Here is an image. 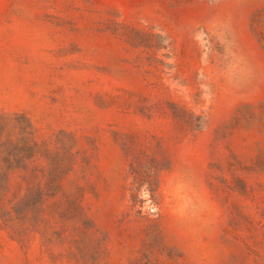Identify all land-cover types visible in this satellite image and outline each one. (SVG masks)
Here are the masks:
<instances>
[{
	"label": "rangeland",
	"instance_id": "obj_1",
	"mask_svg": "<svg viewBox=\"0 0 264 264\" xmlns=\"http://www.w3.org/2000/svg\"><path fill=\"white\" fill-rule=\"evenodd\" d=\"M0 264H264V0H0Z\"/></svg>",
	"mask_w": 264,
	"mask_h": 264
}]
</instances>
